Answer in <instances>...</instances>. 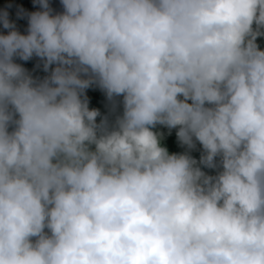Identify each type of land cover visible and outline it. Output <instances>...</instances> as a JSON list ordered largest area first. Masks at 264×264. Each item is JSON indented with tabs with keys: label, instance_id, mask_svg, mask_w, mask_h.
<instances>
[{
	"label": "clouds",
	"instance_id": "clouds-1",
	"mask_svg": "<svg viewBox=\"0 0 264 264\" xmlns=\"http://www.w3.org/2000/svg\"><path fill=\"white\" fill-rule=\"evenodd\" d=\"M60 2L0 10V264H264V0Z\"/></svg>",
	"mask_w": 264,
	"mask_h": 264
},
{
	"label": "rangeland",
	"instance_id": "rangeland-1",
	"mask_svg": "<svg viewBox=\"0 0 264 264\" xmlns=\"http://www.w3.org/2000/svg\"><path fill=\"white\" fill-rule=\"evenodd\" d=\"M49 4L53 8L54 11H62V5L60 0H49ZM18 8H23L25 12H31L38 9V5L33 4V0H0V10L6 9L9 13V19L14 21L16 28L20 32H25L27 28V17H17L16 12ZM7 29H4L2 25H0V33H6ZM264 38V37H259ZM33 59V64L37 63L36 58ZM17 63H23L24 61L16 58ZM34 75L43 76L44 73L38 70ZM89 98V106L100 108L101 111H104V95L97 88H89L86 90Z\"/></svg>",
	"mask_w": 264,
	"mask_h": 264
},
{
	"label": "trees",
	"instance_id": "trees-1",
	"mask_svg": "<svg viewBox=\"0 0 264 264\" xmlns=\"http://www.w3.org/2000/svg\"><path fill=\"white\" fill-rule=\"evenodd\" d=\"M257 44L261 47L264 48V38H259L257 37ZM26 69H28L32 74L34 75L38 70L42 71L40 68H36L35 64H33V59H30L28 61H24L21 63ZM43 72V71H42ZM161 132L166 133L164 140L162 143L169 149L170 152L173 151H181L182 149L177 145L176 143V138H175V130L173 129L171 133H167V130L164 129L163 127H160L159 129ZM194 156L199 155L198 151H194L192 153Z\"/></svg>",
	"mask_w": 264,
	"mask_h": 264
}]
</instances>
